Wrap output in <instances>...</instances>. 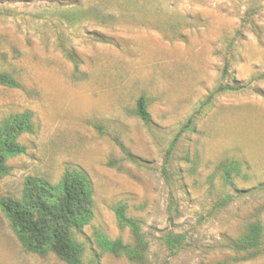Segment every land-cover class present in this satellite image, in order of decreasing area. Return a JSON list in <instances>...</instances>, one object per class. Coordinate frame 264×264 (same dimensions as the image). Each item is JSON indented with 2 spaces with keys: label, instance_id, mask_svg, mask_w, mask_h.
<instances>
[{
  "label": "rangeland",
  "instance_id": "374dc122",
  "mask_svg": "<svg viewBox=\"0 0 264 264\" xmlns=\"http://www.w3.org/2000/svg\"><path fill=\"white\" fill-rule=\"evenodd\" d=\"M0 73L17 82L0 85V122L32 125L0 199L83 175L81 264H264V0H0ZM118 207L135 261L103 244L136 245ZM253 224L258 247L239 251ZM0 264L67 263L26 252L0 209Z\"/></svg>",
  "mask_w": 264,
  "mask_h": 264
},
{
  "label": "trees",
  "instance_id": "16d2710c",
  "mask_svg": "<svg viewBox=\"0 0 264 264\" xmlns=\"http://www.w3.org/2000/svg\"><path fill=\"white\" fill-rule=\"evenodd\" d=\"M0 85L16 88L17 82L10 75L0 73ZM136 115L144 122L149 121L144 97L137 100ZM30 118L29 114L22 113L0 122V176L6 173L8 158L24 153L17 139L21 134L32 131ZM187 128L185 125L178 136ZM226 174L229 175V170ZM0 209L26 252L38 255L52 253L67 264H81L72 234L93 217L92 194L83 175L66 172L57 185H51L42 178L27 177L20 199L1 198ZM116 216L122 226L131 228L136 245L129 247L120 242L103 241L104 246L113 252L124 253L130 261L140 259L144 242L138 223L126 217L123 207L116 209ZM261 235L260 225H251L238 240L237 249L245 251L258 247Z\"/></svg>",
  "mask_w": 264,
  "mask_h": 264
}]
</instances>
